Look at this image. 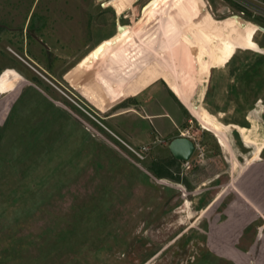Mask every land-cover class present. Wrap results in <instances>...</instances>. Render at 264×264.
<instances>
[{
    "label": "rangeland",
    "instance_id": "obj_1",
    "mask_svg": "<svg viewBox=\"0 0 264 264\" xmlns=\"http://www.w3.org/2000/svg\"><path fill=\"white\" fill-rule=\"evenodd\" d=\"M151 1L118 14L0 0V264H264V148L248 162L264 142V0H223V17L173 0L117 55L93 57L120 27L139 31ZM236 18L260 28V50L215 67L220 41L246 42ZM183 136L188 161L169 149Z\"/></svg>",
    "mask_w": 264,
    "mask_h": 264
},
{
    "label": "bare ground",
    "instance_id": "obj_2",
    "mask_svg": "<svg viewBox=\"0 0 264 264\" xmlns=\"http://www.w3.org/2000/svg\"><path fill=\"white\" fill-rule=\"evenodd\" d=\"M105 1L108 2L106 4L108 6L113 7L117 11L118 14H122L127 9L128 5L133 4L132 3L133 0H123L121 2H120V0H105ZM172 1L173 0H152L144 8V10H143V16L140 19L141 28H140L139 31H138V29H135L136 30V33L133 34L134 33L133 32L134 29H132V27H124V28H121L120 30H118L119 31V34L116 37H114L113 39H111L108 42L104 43L96 51H94L92 53L93 57L94 58H97V59H99L101 61L103 60V62H106V61H104V60H106L105 58L108 57L111 53H114L115 52V54L116 53L118 54L119 51H121L122 49H124L131 42H133L136 39V37L139 35V33H142V30L144 29V27L145 26H148L154 19H156V16L161 12V10L165 9V7H167L168 4H170ZM203 9H204V13L202 15H205L210 21H213V23L216 26H222L224 23H228L229 22V20L222 21V22H215V19H214L213 15H212L213 13H211L209 11L208 7L207 6H203ZM161 13H163V12H161ZM236 22H237V24H239L241 26V28L243 30H246V34H247L246 42L245 43H242L240 45L235 46V45H231V44L227 43V41H225V40L220 41L221 46H218V49L216 50V53L212 57V58H214L213 59V62L216 63L215 67L222 66V65H225L226 63H228L230 61V59L232 58V56L238 50H250V51H257V52L260 50L259 49L260 47L257 45V43L254 40L255 35L260 30V28L257 27V26H254V25L250 24L249 22L240 20L239 18L238 19L236 18ZM183 33H184V31L183 32H180L179 34H176L175 38L178 39V37L182 36ZM168 39L169 38H165L161 42V44H164L166 41H168ZM201 41L207 43L206 36H203L201 38ZM161 47H163V45ZM166 48H167V46H166ZM116 55H114L113 57H115ZM170 60H168V62H170ZM108 63L109 62H107V65H108ZM204 82H206V81L202 79L201 83H204ZM170 88L176 94V96L178 97V99L183 104H186V105L189 106L192 114L194 116H196V118L199 120V122L201 123V125L203 126V128L205 130H207V131H209V132H211V133H213L215 135V137L218 139L219 144L222 146V149H224L226 151L227 150L229 151V149H228L229 141H228V137H227L226 131L223 128H221L218 124H215L214 122H213L214 124L213 123H209L210 121H213L212 120V117L199 116V115H197L194 112L193 108L188 103V101L185 98V96L182 95L175 88V86L173 84L172 85L170 84ZM258 106H260V105H258ZM202 119L205 120V121H208V122H204ZM240 131H243V128H240ZM263 148H264V142L262 144L258 145L255 148L254 153L251 156L252 158L249 159V160L247 158L248 162L249 163L250 162H257L260 159V156L259 155H260V153H261V151H262ZM259 162H260V160H259Z\"/></svg>",
    "mask_w": 264,
    "mask_h": 264
},
{
    "label": "water",
    "instance_id": "obj_3",
    "mask_svg": "<svg viewBox=\"0 0 264 264\" xmlns=\"http://www.w3.org/2000/svg\"><path fill=\"white\" fill-rule=\"evenodd\" d=\"M97 2H103L105 0H96ZM213 8L214 13L217 16H226L234 13V9L225 3L223 0H209ZM121 27L119 28V30ZM169 149L173 156L180 161H188L195 151V144L187 137H178L171 141Z\"/></svg>",
    "mask_w": 264,
    "mask_h": 264
},
{
    "label": "crops",
    "instance_id": "obj_4",
    "mask_svg": "<svg viewBox=\"0 0 264 264\" xmlns=\"http://www.w3.org/2000/svg\"><path fill=\"white\" fill-rule=\"evenodd\" d=\"M70 69H71V68H70ZM70 69H69V70H70ZM212 69H213V68H212ZM69 70H68V71H69ZM65 73H67V72H65ZM65 73H64V75H65ZM135 96H136V95H135ZM135 96H134V97H135ZM147 116L150 117V120H147V119H146V121H152V120H155V119H162V118H164V117H167V116H164V115H162V116H157V117H156V115L153 114V112H150V111L147 113ZM171 123H172L173 129L177 128V124L174 122L173 119H171ZM165 129H167V128H165ZM173 129H168V130L171 131V130H173ZM154 130H156V129L154 128Z\"/></svg>",
    "mask_w": 264,
    "mask_h": 264
},
{
    "label": "trees",
    "instance_id": "obj_5",
    "mask_svg": "<svg viewBox=\"0 0 264 264\" xmlns=\"http://www.w3.org/2000/svg\"><path fill=\"white\" fill-rule=\"evenodd\" d=\"M153 174L156 175V177H158V178H165V177H168V176H172V175H166V174L162 175V173L158 172V171H153ZM169 178H172V177H169ZM172 179H174V178H172ZM176 181H179V180L176 179Z\"/></svg>",
    "mask_w": 264,
    "mask_h": 264
}]
</instances>
